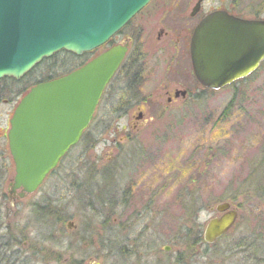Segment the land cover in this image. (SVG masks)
I'll use <instances>...</instances> for the list:
<instances>
[{
    "label": "rangeland",
    "instance_id": "1",
    "mask_svg": "<svg viewBox=\"0 0 264 264\" xmlns=\"http://www.w3.org/2000/svg\"><path fill=\"white\" fill-rule=\"evenodd\" d=\"M197 1L153 0L114 38V45L131 40L127 57L136 67L129 75L117 74L82 140L42 187L16 201L9 194L15 177L7 139L10 110L14 109L11 103L17 106L48 76L66 75L75 66L64 65L77 60L57 54L20 81L0 82V224L10 227L11 234L21 240L15 251L22 253L11 264H170L180 249L177 243H182V227L189 230L191 244L197 240L200 245L190 251V264H264V62L237 86L220 91L200 86L192 72L187 43L180 36H186ZM261 1L244 0L238 15L232 0H205L201 15L218 9L264 20ZM251 5L254 7H248ZM256 10L258 16L251 13ZM139 66L141 84H134L132 93L126 94ZM177 91H186L187 97L174 99ZM129 99H133L131 107L126 105ZM132 169L134 177L154 180L160 193L165 189L158 210L168 213L146 235V243L153 246L133 249L124 259L120 194L124 171ZM48 202L56 214L48 216L49 221L35 207ZM226 202L239 208L237 224L215 245H203L207 224L219 217L212 209ZM48 222L57 224L46 226ZM49 233L53 240L39 245ZM165 247L170 248L169 253ZM38 248L54 250L61 261L46 255L35 258L31 251Z\"/></svg>",
    "mask_w": 264,
    "mask_h": 264
},
{
    "label": "water",
    "instance_id": "2",
    "mask_svg": "<svg viewBox=\"0 0 264 264\" xmlns=\"http://www.w3.org/2000/svg\"><path fill=\"white\" fill-rule=\"evenodd\" d=\"M150 1L0 0V81L20 80L61 51L82 56L103 47ZM128 49L114 46L78 70L33 87L22 98L7 135L15 164L9 193L21 191V199L34 194L79 144ZM190 53L198 83L220 91L249 77L264 62V20L214 11L195 28ZM180 96L186 98L187 92L177 91L175 97ZM215 211L222 216L206 226L204 240L209 244L227 235L239 216L228 202Z\"/></svg>",
    "mask_w": 264,
    "mask_h": 264
},
{
    "label": "flooded vegetation",
    "instance_id": "3",
    "mask_svg": "<svg viewBox=\"0 0 264 264\" xmlns=\"http://www.w3.org/2000/svg\"><path fill=\"white\" fill-rule=\"evenodd\" d=\"M204 1L201 3L200 11L195 16H192L193 9L195 8V6L199 2V0L197 1V3L195 4L194 8L192 9V11L190 13L189 19H188L189 21H188L187 27L185 29L186 36L182 35V34L180 35V36H182L183 43H184V41H185V43H187L186 44V50H188V52H189L191 67H192V61H191L190 45H191V39H192V35H193L195 28L198 26V24L201 22V20L206 15H208L214 11H220L217 9V10L210 11L207 14L201 15ZM199 15H201V16L198 17ZM196 18L197 19L199 18V20L194 21V20H196ZM129 25L130 24H128L127 26H129ZM127 26L125 28H127ZM121 32L119 34H121ZM118 35H116L115 37H117ZM114 38L109 41L108 44L111 46H109L108 48L116 45V44L115 45L113 44ZM130 42H131V40L128 39V40L124 41L123 43H118L117 45H122V46L129 45V49H130ZM112 44H113V46H112ZM192 72H193V67H192ZM193 75H194V73H193ZM244 80H242V81H244ZM39 83H42V82H37L34 86L38 85ZM235 85H237V83L230 86V87H233ZM173 97H174V99H177V98H175V94ZM184 100L187 101V99H184ZM172 101H173V99L169 98V103H171ZM11 104L14 105L13 111L10 110V113L13 116L14 111H15V109L19 103L17 104V106H16V103H11ZM142 117H143V115L140 114L139 120L142 119ZM9 123H10V121H9ZM134 170L135 169H132L131 171H127V170L124 171V175H125L124 178H126V179L122 183L123 185L121 186L122 188H121V194H120V207H121L120 222H121V228H122L121 235H122L123 244L125 246L124 259L127 258V254H130V251H132L133 249H138V248L149 249L150 248V246L152 244L146 243V235L148 233H150L151 231H153L154 227L157 229L158 228L157 219L159 220V218H162L166 213H168V211H161V213H159V210H158L159 198L165 192V189H163L160 193V191L157 189V185L155 184L154 180L149 182L147 179H145V180L138 179V177H134V176H137L136 173H134V174L131 173ZM167 190H168V187H167ZM19 193H20V191H16L15 193H12V194L10 193V199L13 201H16V199H20ZM232 205L233 204H231L232 209L236 208ZM183 208L185 209V207H183ZM205 209H206L205 207L199 208L200 211H205ZM236 209L239 211V208H236ZM212 210H214V208ZM239 215H240V212H239ZM221 216H222V214H219V217H221ZM219 217H215V218H219ZM238 219H239V216H238ZM238 219H237V222H238ZM237 222H236V224H237ZM187 231H189V230H185V228L182 227V230L180 231L181 235L179 234L180 235L179 239H180V242H182V243H177V246L180 249L174 253L172 262L170 264H190V251L192 249H194V248L196 249L200 246L199 243L196 242L197 240H195L191 244L190 238L187 235ZM204 233H205V230L203 232V245H205V246H213L219 240L223 239L224 237H226L229 234V232H228L227 235L221 237L215 243L209 244V243H206L204 240ZM164 251L169 253L170 248L165 247Z\"/></svg>",
    "mask_w": 264,
    "mask_h": 264
},
{
    "label": "trees",
    "instance_id": "4",
    "mask_svg": "<svg viewBox=\"0 0 264 264\" xmlns=\"http://www.w3.org/2000/svg\"><path fill=\"white\" fill-rule=\"evenodd\" d=\"M243 1L244 0H232L233 11L238 13V15H241V13L243 11V10L239 9V5ZM248 7L252 8L254 6L251 5V6H248ZM260 7H264V1L263 0L260 2ZM251 13L255 14V16H258L259 15V10L253 11ZM62 53H66V52H62ZM66 54H69V53H66ZM69 55H71L72 57H75L72 54H69ZM88 57H89V55H84L81 58L75 57L77 62H74L71 65L66 63L67 65H64V66L65 67L69 66L70 68L75 66V69L72 70V71H74V70L80 68L81 66H83L84 64H86L90 60ZM129 58L130 57L126 58V61L123 64V66L120 69L118 74L129 75L130 74V70L132 71L133 70L132 68L136 67L135 66L136 65L135 62L133 64L129 63ZM132 60H134V57L132 58ZM67 70H69V69H66L64 72H66ZM72 71H70V72H72ZM70 72H68V73H70ZM134 73L135 74L132 76V79L130 80L131 82H129L127 88H125L126 89L125 90L126 94L132 93V90L134 89V88L132 89V87L134 86V84L135 85L139 84L138 83V78L143 73L142 67L139 66L136 70H134ZM54 78L55 77H53V75H51V76H48L46 79L42 80L41 82H44V81H47V80H51V79H54ZM5 81H8V80L6 79ZM238 84L239 83H237V85ZM237 85H235V86H237ZM206 90L209 91L208 89H206ZM132 104H133V99H129L127 101L126 105H128V107H131ZM123 113H126V109L123 110ZM0 191H1V173H0ZM51 205H52V203L48 202V203H46V205L42 206V204H37L35 207H36L37 211H39V212L42 211V213H44V215L47 218L48 216H51L52 214H53V216L56 215L55 212L53 211L55 208H52ZM1 209H2V204H1V201H0V218H1V215H2ZM49 219L50 218H47L48 221H49ZM56 224H57V222H50V223L48 222L47 224L45 223L46 226L50 225L51 227H53V226L55 227ZM49 229H51V228L49 227ZM11 233H12V230L10 229V227H6L4 224H0V264H11L10 260L12 258H16L18 260V258H19L18 256L22 255V253H20L19 251L18 252L15 251V249H17L16 247H18V245H17L18 241H19V243H21V240H19L18 237L12 235ZM53 236L54 235H52L51 233L47 234V236H45L43 239H40L39 245H42L43 243H45V241L49 240L50 238H52V240H53V238H54ZM44 252H46V254H43ZM31 253H32V255L35 258L42 259L46 255V256H48L47 257L48 259H53V260L58 261V262L61 261V260H59V258H55L56 256H58V257H61V256L56 255L54 250H49L48 251V250H44L42 248H38V249H35V250L31 251ZM58 264H60V263H58ZM70 264H72V263H70ZM75 264H79V263H75Z\"/></svg>",
    "mask_w": 264,
    "mask_h": 264
}]
</instances>
